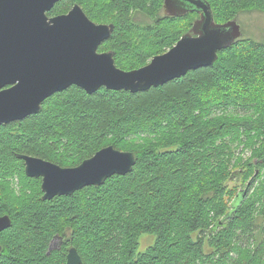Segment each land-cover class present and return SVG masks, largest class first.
Masks as SVG:
<instances>
[{"label": "trees", "instance_id": "trees-1", "mask_svg": "<svg viewBox=\"0 0 264 264\" xmlns=\"http://www.w3.org/2000/svg\"><path fill=\"white\" fill-rule=\"evenodd\" d=\"M206 1L219 25L264 13V0ZM72 4L114 26L98 52H114L123 71L166 52L199 17L163 16V0H62L49 15ZM107 146L135 154L131 173L50 201L16 158L75 167ZM255 173L256 187L232 209ZM1 215L12 223L0 234V264H65L68 245L83 264H264V41L238 39L212 66L145 92L72 86L1 126ZM145 235L154 242L138 252ZM55 236L69 244L49 250Z\"/></svg>", "mask_w": 264, "mask_h": 264}, {"label": "water", "instance_id": "water-1", "mask_svg": "<svg viewBox=\"0 0 264 264\" xmlns=\"http://www.w3.org/2000/svg\"><path fill=\"white\" fill-rule=\"evenodd\" d=\"M60 1L0 0V127L37 114L45 100L72 86L88 95L101 88L135 94L163 86L189 71L212 66L218 53L239 35L234 21L214 23L206 0H167V11L163 0V16L194 12L198 19L166 52L141 68L123 71L114 63V52H98L114 26L92 22L77 4L66 15L48 18L46 13ZM172 11L180 13L172 15ZM16 158L22 161L27 178L40 179L42 201L100 187L114 176L131 173L136 165L133 152L113 146L100 149L75 167L28 155ZM256 173L234 198L232 209L248 195ZM240 175L239 171L238 183ZM11 223L9 216L1 215L0 234ZM62 242L67 239L55 236L49 250L59 249ZM65 264H83L75 248L68 249Z\"/></svg>", "mask_w": 264, "mask_h": 264}, {"label": "rangeland", "instance_id": "rangeland-1", "mask_svg": "<svg viewBox=\"0 0 264 264\" xmlns=\"http://www.w3.org/2000/svg\"><path fill=\"white\" fill-rule=\"evenodd\" d=\"M171 2V1H170ZM173 3V1H172ZM172 5V4H171ZM164 10L166 9L167 11V0L164 1ZM174 6V5H172ZM164 10L162 11V14L164 13ZM180 12H175L172 11V13L170 14H179ZM142 17L140 22H142L144 20L145 23H149V19L146 18L145 16H143L141 13H138V17ZM177 16V15H174ZM147 19V20H145ZM91 21H93L90 18ZM234 21V27H235V31L237 32L238 35V39H242V38H248V39H252L255 41H264V13L262 12H251V13H241L237 16V18ZM94 22V21H93ZM95 23V22H94ZM99 24V23H98ZM242 113V112H241ZM236 117H239L240 115H235ZM10 181V186L14 189L15 192H18L20 190V186H19V181L16 177H14L12 180ZM230 186H233V184H230ZM244 186H240L239 190L243 189ZM256 187V184L252 185V188L250 190V193L252 192V190ZM155 237L154 236H142L141 240H140V245L138 248V252H143L145 251L150 245L153 244Z\"/></svg>", "mask_w": 264, "mask_h": 264}, {"label": "flooded vegetation", "instance_id": "flooded-vegetation-1", "mask_svg": "<svg viewBox=\"0 0 264 264\" xmlns=\"http://www.w3.org/2000/svg\"><path fill=\"white\" fill-rule=\"evenodd\" d=\"M61 1H62V0H61ZM58 3H59V2H58ZM73 5H74V4H72V6H73ZM72 6H71V7L69 8V10H67V12H65V13L58 14V15H55V16L53 15V16H52V15H49V13H50V11H49L48 13H46V15H47L48 18H53V17H57V16H61V15H66V14L71 10ZM83 12H84V11H83ZM84 14H85V13H84ZM85 15H86V14H85ZM86 16H87V15H86ZM87 18H88V16H87ZM88 19H89V18H88ZM92 22H93V21H92ZM96 24H97V23H96ZM99 24H101V23H99ZM21 162H22V161H21ZM68 244H69L68 242H66V243L62 242V243H61V245H64V246H65V245H68ZM61 245H60V246H61ZM69 248H70L69 245L66 246V250H65L66 253H67V251H68ZM66 253H65V256H66Z\"/></svg>", "mask_w": 264, "mask_h": 264}]
</instances>
